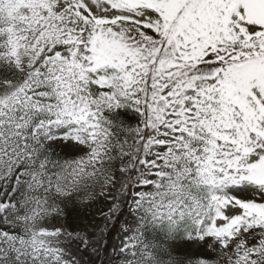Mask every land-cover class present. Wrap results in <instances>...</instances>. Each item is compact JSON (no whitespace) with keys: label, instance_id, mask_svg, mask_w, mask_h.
Masks as SVG:
<instances>
[{"label":"snow or ice","instance_id":"obj_1","mask_svg":"<svg viewBox=\"0 0 264 264\" xmlns=\"http://www.w3.org/2000/svg\"><path fill=\"white\" fill-rule=\"evenodd\" d=\"M0 264H264V0H0Z\"/></svg>","mask_w":264,"mask_h":264}]
</instances>
